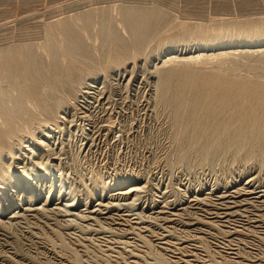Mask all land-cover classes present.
Wrapping results in <instances>:
<instances>
[{
  "label": "rangeland",
  "instance_id": "374dc122",
  "mask_svg": "<svg viewBox=\"0 0 264 264\" xmlns=\"http://www.w3.org/2000/svg\"><path fill=\"white\" fill-rule=\"evenodd\" d=\"M132 5L159 8L171 26L152 25L159 31L139 41L134 56L108 60L112 42L101 38L100 24L109 18L130 42L121 19ZM102 7L109 12L100 20L93 12ZM88 10L81 31L106 58L70 93L44 91L53 115L28 109L33 100L19 101L0 76V99L11 95L25 108L12 125L13 147L0 158V264H264V157L227 149L204 163L201 142L184 136L165 101L172 93L158 84L165 71L155 68L199 54L207 60L166 65L173 83L230 78L226 86L246 79L263 88L264 0H0V53L23 43L48 55L62 44L64 19L77 28ZM226 23L248 30H223ZM61 56L66 64L72 54Z\"/></svg>",
  "mask_w": 264,
  "mask_h": 264
},
{
  "label": "bare ground",
  "instance_id": "6f19581e",
  "mask_svg": "<svg viewBox=\"0 0 264 264\" xmlns=\"http://www.w3.org/2000/svg\"><path fill=\"white\" fill-rule=\"evenodd\" d=\"M123 6L122 8L125 7ZM135 7L136 8H134L132 5V7H127L122 11L124 16H122L121 22L125 21L126 22L125 24H127V27L125 28L126 30L128 29L127 38L130 39V42L129 40H127L128 42L125 41L124 40L125 37H123V35L121 34L119 35L118 32H117L118 34L114 32L115 30L118 31L116 29L117 26L114 27V23L109 22L108 20L109 18L105 19L107 20V22L104 21L103 24L102 23L100 24L101 25L100 26L101 38L102 36L103 37L105 36L106 38L108 37V40L112 42L111 43L112 50H109L112 52L110 53V57L108 55V60H119V59L127 58L128 56H134L139 51L138 50L139 44H137L139 41H143L147 37H150V36L152 39V34L154 32L152 29L155 28V27H152V25L153 26L157 25L156 29L157 28L159 29L162 26H163V29L165 30H167L168 27L170 28L171 25L168 27H166L167 25L164 26V23L168 17H166V15L163 14V12H161L162 15H165L166 19L161 18L159 15L161 14L158 10L159 8L158 9H149V8L143 9L144 6L143 8H137V6ZM121 10H120V14H121ZM91 11L89 10L86 12L84 11L85 13L82 16H80L81 18L84 19V25L83 24H79V25H83V27L80 26L78 28L79 25H77V28H76L75 27L76 25L71 22L72 20H70L71 17L70 19L67 18L68 19L67 21H65L64 19L63 25L60 26L62 30V31L60 30L61 32L59 31L60 35L56 34L60 36L62 44L56 46L58 42L55 44L53 43L55 47L53 48L52 46L53 49L50 48V51L47 50L49 51L48 55L47 53L44 52L41 55V57H38L36 55V52H33L34 51L33 49H35V45H34V48L32 49L31 45L29 44L23 45V43L22 45L19 44L20 46L16 47L19 49V51L21 50V52H23L21 53L23 55L22 57L20 56L21 58L18 56L19 54H16V51L18 49H16L15 47L13 49H16V51L11 48L10 49L7 48L8 49L7 51L0 53V76H6V78L8 77L7 79L10 82L9 86L11 87L15 86L14 90H16L17 98L20 97L19 101H21L22 99H25L26 97L27 99L33 100V103L26 105L28 106V109L37 107L38 105V108L44 111L47 116L53 115V111L55 110L56 107L54 106L53 103L49 102V100L50 101L52 100L50 98H47V96H45L46 94L44 95V91L45 92L48 91L50 95L51 94L56 95L57 93L59 95L61 92L63 91L65 92L64 89H66V91L69 89H72L71 86L81 77L80 76L81 74H84L86 72H90V73L93 72L92 66L98 63L99 60L102 61L104 58H106V57L101 58L100 56H103V54L102 55L99 54L100 56H97L92 50H90V46L88 44L89 39L87 38L88 36L86 37L88 39L86 43L84 39V33H82V31L86 29V27L88 26L87 22L90 20V18H92ZM104 12L108 13L109 11L106 8L104 9L102 7V8L96 9L95 12L93 13H95V16L98 15L101 20V18L104 17L103 16ZM167 20L169 22V19ZM76 21H78V19ZM156 22H158V24H156ZM159 22H161L162 24H160ZM77 23H81V22L79 21ZM226 24L225 25L223 24L224 25L222 26L223 30H228L230 28L231 29L239 28L241 30L242 29L248 30V27H244L239 24L238 25H231L230 23L227 25ZM49 27L51 28V26ZM55 30L57 29L55 28ZM160 30L162 29L160 28ZM151 31L153 32L150 33ZM46 33H45V38H46V35H48V32ZM50 33L48 36H50ZM54 34L55 33H53V35ZM59 36L57 37L59 38ZM51 40L52 42H54L52 38ZM45 41L47 40L45 39L42 42H45ZM50 41L47 44H45L46 47L47 45H49V43L51 44ZM108 44L105 43V45H108ZM140 44H143V43L141 42ZM110 47H107V48L110 49ZM91 49L94 50V48H91ZM44 51L46 50L44 49ZM101 51L102 52L104 51V56L106 54H109L107 53V50H106V54H105V50H101ZM65 52H68L70 56L72 54L70 58L68 57L67 59L68 62L66 64L64 60L61 58L62 57L61 55H63V53L65 54ZM78 55H80V58L78 57ZM46 57H49V59ZM203 58L205 57L199 56V54L192 55V56L190 55L188 57L186 56L185 58L184 57L176 58L175 56H173V57L164 59V61L162 60V62L160 60L161 64L158 67L155 66V68L157 69V72H160L161 70L165 71L164 74L160 76V78L161 77L162 78L160 79V81L158 80L159 81L158 84L161 86L160 88H163V89L171 88L172 89V93H170L169 98L167 97L165 98V101L167 99L168 102L171 103L173 107V114L175 115V117L174 116L173 117L175 118V120H179L180 122H182V125L184 127L183 129L184 136L186 135L188 139L199 141L198 143L201 142L198 152L201 155L202 161L203 162L207 161V162H204L206 164L210 163L211 160L213 159L216 160L215 158L219 157L220 154L226 151L227 149H232L240 153L244 157L255 156L256 158L262 159L264 157V89H263L264 86L262 88L260 85H258L259 83L253 84V83H249V81L248 83H244L246 82V79L245 81H243V84L241 82V86H237L238 84L237 81L239 82L238 80L239 78L238 79L236 78L237 81L235 80L237 83L236 86H235V83H233L234 80L232 81V79L231 81L234 85L229 84V86H226L230 78L227 81L226 80L223 81V79L220 80L219 78L220 76H218L219 79L216 78L218 79V81H214L213 80L214 77L211 79L213 81H209L208 79H206L207 78L206 74L203 75V73L201 74L197 71H196L197 74L198 73L201 74V77L203 78L206 77L205 79L208 81L191 83L192 81L184 82V80L183 81L178 80L175 83H173V79H172L173 77L171 75L173 73H171V70L165 69L167 64H169L170 62H172L173 64V61H179V59L180 61H185V62L186 61L194 62L198 60L200 61V59L205 60V61L207 60ZM1 65L3 67H1ZM172 66L175 67L174 64ZM173 69L174 68H172V71L174 72ZM175 69L178 70V67ZM179 71L180 70H178V73ZM184 72H188V71H184ZM176 73L174 74L175 76H176ZM189 73H191V71ZM159 74H162V73H159ZM179 74L177 76L182 75V73L180 75ZM223 76L225 77V75ZM201 77L200 78L195 77V78H197V81H199L198 79H201ZM21 78L22 80H20ZM64 78L65 80L63 81L62 79ZM250 78L253 79L251 76ZM250 78H248L247 80H251ZM242 79L244 80V78ZM2 88L6 90L5 91L6 93L8 91L7 88L9 87L7 86L6 88L3 86ZM189 91H190V94L188 93ZM68 93H70V90L67 92V94ZM7 97H8L7 99L5 97H2L0 99V109H1L0 115L1 117L3 116L2 118L4 119V122L3 120L1 122L3 123L2 131L4 132V135H5L4 136L2 134L4 137L0 141V158L2 157L4 151L7 152V150L12 146L11 142L15 138L14 136V138L11 140L13 135H15L16 133L14 127L12 126L13 122L16 119L21 118L25 114L23 112V109H25L23 107L24 105L19 104L18 99H13L11 95ZM60 97H63V96H60ZM57 98L55 99V101L57 100ZM58 100L61 101L62 99L61 100L58 99ZM56 102H55V105H56ZM9 107L13 108V110L10 109L11 111H8ZM34 116L31 115V117H34ZM177 116H179V118H177ZM22 120H19V121L22 122ZM27 120L29 121V119ZM23 125L25 126V123ZM28 128H25V129L28 130ZM1 138L2 136L0 137V139Z\"/></svg>",
  "mask_w": 264,
  "mask_h": 264
}]
</instances>
